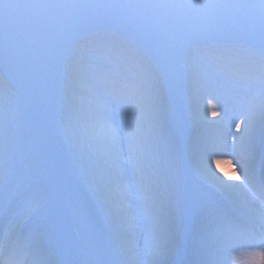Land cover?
<instances>
[{
	"label": "snow or ice",
	"instance_id": "6c2138e0",
	"mask_svg": "<svg viewBox=\"0 0 264 264\" xmlns=\"http://www.w3.org/2000/svg\"><path fill=\"white\" fill-rule=\"evenodd\" d=\"M241 257L264 264V0H0V264Z\"/></svg>",
	"mask_w": 264,
	"mask_h": 264
},
{
	"label": "bare ground",
	"instance_id": "6f19581e",
	"mask_svg": "<svg viewBox=\"0 0 264 264\" xmlns=\"http://www.w3.org/2000/svg\"><path fill=\"white\" fill-rule=\"evenodd\" d=\"M211 106L209 105V119H212L211 116ZM239 169L236 167L235 161H230V158H223L219 164V172L221 174L233 175L234 172H238ZM238 264H248L247 257H241L238 261Z\"/></svg>",
	"mask_w": 264,
	"mask_h": 264
}]
</instances>
